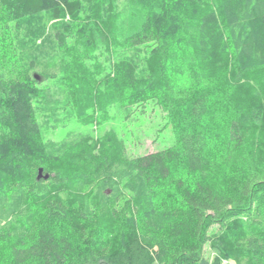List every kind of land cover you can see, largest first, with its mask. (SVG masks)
Wrapping results in <instances>:
<instances>
[{"label":"trees","instance_id":"obj_1","mask_svg":"<svg viewBox=\"0 0 264 264\" xmlns=\"http://www.w3.org/2000/svg\"><path fill=\"white\" fill-rule=\"evenodd\" d=\"M44 82L88 127L155 100L174 144L54 143ZM223 260L264 264V0H0V264Z\"/></svg>","mask_w":264,"mask_h":264},{"label":"rangeland","instance_id":"obj_2","mask_svg":"<svg viewBox=\"0 0 264 264\" xmlns=\"http://www.w3.org/2000/svg\"><path fill=\"white\" fill-rule=\"evenodd\" d=\"M43 85H49L50 91L47 92V96L45 95L46 105L42 108L41 114L48 113L50 118L47 123L40 121V125L43 126V131L48 129L47 139L54 143L72 142L87 131L91 132L95 139H99L109 130H114L125 155L129 158L154 153L174 144L172 124L155 100H147L125 108L111 107L105 118L96 112L95 121L88 127L76 121L72 98L64 89L61 91L51 82H44ZM88 164L83 162L82 169H90ZM216 232V229H212L210 234L215 235ZM216 255L213 246L206 245L205 257L212 261ZM222 264L235 262L223 260Z\"/></svg>","mask_w":264,"mask_h":264},{"label":"water","instance_id":"obj_3","mask_svg":"<svg viewBox=\"0 0 264 264\" xmlns=\"http://www.w3.org/2000/svg\"><path fill=\"white\" fill-rule=\"evenodd\" d=\"M35 78L38 80V77L37 76H35ZM41 173V171L39 172V174Z\"/></svg>","mask_w":264,"mask_h":264}]
</instances>
